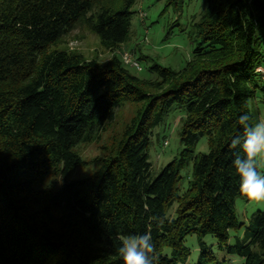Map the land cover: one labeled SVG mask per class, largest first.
<instances>
[{"label": "trees", "instance_id": "1", "mask_svg": "<svg viewBox=\"0 0 264 264\" xmlns=\"http://www.w3.org/2000/svg\"><path fill=\"white\" fill-rule=\"evenodd\" d=\"M203 1L192 60L180 70L154 63L158 78L145 80L119 56L102 63L51 49L83 20L117 49L130 40L138 0H0V264H121L118 237L144 231L159 264H232L207 236L240 264H264V209L238 218L229 147L242 134L239 115L260 112L264 0ZM128 102L142 106L116 152L94 175L70 179L85 163L76 148ZM176 107L184 147L154 176V130ZM203 138L209 151L198 153ZM50 176L61 185L45 184ZM191 235L200 245L193 263Z\"/></svg>", "mask_w": 264, "mask_h": 264}, {"label": "rangeland", "instance_id": "2", "mask_svg": "<svg viewBox=\"0 0 264 264\" xmlns=\"http://www.w3.org/2000/svg\"><path fill=\"white\" fill-rule=\"evenodd\" d=\"M169 1L138 0L133 8L136 14L133 17L130 40L117 49L106 47L86 20L79 22L51 49H63L70 53L82 54L87 59H97L102 63L110 61L115 56L123 58L124 54L129 52L136 60H139L142 66V70L132 66L129 67L130 70L145 80H156L158 73L150 70L152 64L159 63L162 66L180 70L192 60L196 46L194 23L200 19V15L206 7L203 0H186L184 4L180 3L176 6L169 4ZM98 9L99 7L89 13V16L95 14ZM261 67L264 68V65ZM257 100L260 111L258 118H264V92ZM141 106L142 103H126L117 111L116 120L107 124L106 130L101 132L97 139L81 143L76 148L85 163L73 171L70 179L92 176L102 168L103 159L116 152L127 127ZM184 116V110L176 107L154 130L150 148L154 176L158 175L183 149L180 131ZM209 147V139L203 138L198 145L197 152L206 153L209 151ZM191 168L192 166L182 172L184 179L180 183L181 193L188 188ZM61 183L62 179L54 176H50L45 182L47 185L55 184L57 186ZM177 205L170 210L171 216H176ZM258 209H264V206L252 204L243 197L238 199L237 214L240 220L247 223L253 212ZM242 232L243 230L234 231L233 236L240 235ZM205 241L218 251L221 258H227L232 264L242 262L239 257L227 256L225 252L219 251L216 237L207 236ZM186 244L193 250L191 258L193 263L197 260L200 252L197 236H189Z\"/></svg>", "mask_w": 264, "mask_h": 264}, {"label": "clouds", "instance_id": "3", "mask_svg": "<svg viewBox=\"0 0 264 264\" xmlns=\"http://www.w3.org/2000/svg\"><path fill=\"white\" fill-rule=\"evenodd\" d=\"M242 134L231 138V168L238 178V193L248 202L264 206V118L244 112L238 118ZM116 254L121 264H159L150 231L125 233L118 237Z\"/></svg>", "mask_w": 264, "mask_h": 264}, {"label": "built area", "instance_id": "4", "mask_svg": "<svg viewBox=\"0 0 264 264\" xmlns=\"http://www.w3.org/2000/svg\"><path fill=\"white\" fill-rule=\"evenodd\" d=\"M123 58H124V61H125V63H126L127 65H130V66L135 67V68H137V69H139V70H142V66H141L140 62H139L138 60H136L135 57L132 56L131 53L126 52V53L124 54ZM258 71H262V72H264V68L261 67V66H259V67H258Z\"/></svg>", "mask_w": 264, "mask_h": 264}]
</instances>
